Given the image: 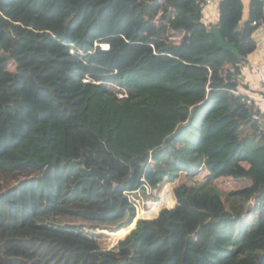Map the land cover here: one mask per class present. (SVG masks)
I'll list each match as a JSON object with an SVG mask.
<instances>
[{
  "label": "trees",
  "instance_id": "obj_1",
  "mask_svg": "<svg viewBox=\"0 0 264 264\" xmlns=\"http://www.w3.org/2000/svg\"><path fill=\"white\" fill-rule=\"evenodd\" d=\"M244 13L221 0L237 56L202 0H0V264H264L263 115L240 92L263 3ZM24 147L70 165L31 214L4 198L54 168L5 164ZM202 168L174 189V210L102 249L97 230L134 226L126 191Z\"/></svg>",
  "mask_w": 264,
  "mask_h": 264
},
{
  "label": "rangeland",
  "instance_id": "obj_2",
  "mask_svg": "<svg viewBox=\"0 0 264 264\" xmlns=\"http://www.w3.org/2000/svg\"><path fill=\"white\" fill-rule=\"evenodd\" d=\"M261 121L264 127V117ZM31 155L32 153L30 149H28V147H24L16 154H12L7 159H5V164H10L11 166L15 165L22 167L33 165V167L38 170L41 167H44L46 169L50 165H52V167L54 168L53 170H46L45 175L43 176V178H41V180H39L38 183L32 182L26 187V189L18 190L17 194L13 197L8 196L4 198V202L6 203V205H18L27 214L34 213L39 208H45L46 204L49 201H53L55 199L56 189L66 179L70 168V165L58 164V162L49 161L43 156ZM207 174L208 171L205 168L199 169L191 175L182 173L177 179H175L174 182H166L165 184L158 187L157 193L153 194L152 196H144V201L141 206L143 209H146V211L148 210V206L144 205V203L148 201H153L156 204L151 205V209L149 212L143 213L144 217L141 213H138L136 220H138L139 218L159 219L161 213L163 212L162 210H174L177 207V199L174 195V189L183 183L191 185L196 182H201L203 181V179L206 178ZM157 205L163 206V208L159 210V212H162L160 214L158 212V217L154 214V210ZM171 218L172 216L168 214L166 217H164V219H162L163 224L166 225L167 221ZM136 222L137 221H135L134 226L130 230L120 235H114L111 232H108L107 230H97L96 232L98 234L99 243L102 249H114L119 243V241L122 240L120 238H122L125 234L130 235V231L135 227ZM128 235H126L123 239H125Z\"/></svg>",
  "mask_w": 264,
  "mask_h": 264
},
{
  "label": "crops",
  "instance_id": "obj_3",
  "mask_svg": "<svg viewBox=\"0 0 264 264\" xmlns=\"http://www.w3.org/2000/svg\"><path fill=\"white\" fill-rule=\"evenodd\" d=\"M220 2L221 0H217L216 7L211 10L210 19L205 21V23L218 26L220 20ZM242 2L244 4V18L247 19L249 17L252 0H242ZM254 38L257 43V49L248 56L244 63L240 92L246 95L250 100H253L257 106L260 104L259 99L261 96L259 71L262 66H264V27L260 28L254 34ZM262 118L260 120H262Z\"/></svg>",
  "mask_w": 264,
  "mask_h": 264
},
{
  "label": "built area",
  "instance_id": "obj_4",
  "mask_svg": "<svg viewBox=\"0 0 264 264\" xmlns=\"http://www.w3.org/2000/svg\"><path fill=\"white\" fill-rule=\"evenodd\" d=\"M263 3V14H264V0H259ZM217 0H202V18L203 21H207L210 19L211 10L216 7ZM103 50H108L109 44L107 43H97ZM74 52V50L72 51ZM259 79L261 83V96L259 105H257L258 109L260 110V114L254 115V118L259 120L261 118V115L264 116V66L259 71ZM145 180V179H143ZM160 187V186H159ZM157 188H153L150 184L144 181L143 185L138 188L137 190H130L126 191L125 194L127 195L129 201L134 204L136 208V214L141 211L143 213L146 211V209H143L141 206L144 201V196H152L153 194L157 193ZM165 192V190H164ZM163 192V194H164ZM151 203L156 204L153 201H148L144 203V205L148 206V210L146 212H149L151 209ZM142 208V209H140Z\"/></svg>",
  "mask_w": 264,
  "mask_h": 264
},
{
  "label": "water",
  "instance_id": "obj_5",
  "mask_svg": "<svg viewBox=\"0 0 264 264\" xmlns=\"http://www.w3.org/2000/svg\"><path fill=\"white\" fill-rule=\"evenodd\" d=\"M211 33L216 37L217 44H218L219 48L224 49L226 51H231L237 56L239 55V51H238L235 43H228L225 41V39L222 36V33H221L219 26H214L211 29ZM93 172L97 173L100 177H102L107 182L106 187L111 188L113 186V183L110 179V176H109L107 170H105V172H102V173L98 172L97 170H93Z\"/></svg>",
  "mask_w": 264,
  "mask_h": 264
},
{
  "label": "bare ground",
  "instance_id": "obj_6",
  "mask_svg": "<svg viewBox=\"0 0 264 264\" xmlns=\"http://www.w3.org/2000/svg\"><path fill=\"white\" fill-rule=\"evenodd\" d=\"M151 205H152V203H151ZM161 208H163L162 205H159V206L157 205V206L155 207V210H154V214H155V216H157V215L159 216V214H160L159 210H160ZM144 212H146V211H144ZM144 212H143V213H144ZM158 212H159V214H158ZM139 213H141V212H139ZM143 213H141L142 216H143ZM137 214H138V213H137ZM158 216H157V217H158ZM136 217H137V216H136ZM143 217H144V216H143ZM139 219H143V218H139ZM146 219H147V218H146ZM136 221H137V220H136ZM136 224H137V222H136ZM135 228H136V226H135ZM133 229H134V228H133ZM133 229H132V230H133ZM132 230H131V231H132ZM131 231H130V232H131ZM130 232H129V233H130Z\"/></svg>",
  "mask_w": 264,
  "mask_h": 264
}]
</instances>
